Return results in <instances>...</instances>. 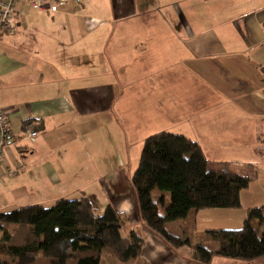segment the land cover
Instances as JSON below:
<instances>
[{
    "label": "crops",
    "instance_id": "0c3cea01",
    "mask_svg": "<svg viewBox=\"0 0 264 264\" xmlns=\"http://www.w3.org/2000/svg\"><path fill=\"white\" fill-rule=\"evenodd\" d=\"M0 109L15 141L0 163V213L42 205L38 194L79 176L54 198L90 192L89 180L143 230L149 263L197 264L141 223L131 175L126 195L117 172L87 168L112 157L95 140L100 132L146 128L196 141L215 170L244 176L255 157L264 160V0H69L55 13L22 4L16 30L0 36ZM26 122L37 131L33 143L22 136ZM247 189L241 206L246 195L245 209L258 207Z\"/></svg>",
    "mask_w": 264,
    "mask_h": 264
},
{
    "label": "trees",
    "instance_id": "16d2710c",
    "mask_svg": "<svg viewBox=\"0 0 264 264\" xmlns=\"http://www.w3.org/2000/svg\"><path fill=\"white\" fill-rule=\"evenodd\" d=\"M251 181L210 168L196 141L166 131L145 138L130 177L141 223L197 264H210L214 257L240 261L264 257L262 206L248 208L239 228L208 229L200 241L192 242L196 214L240 208V193ZM165 192L170 193L167 207ZM173 221H181L180 235L166 228ZM143 243L126 216L110 203L97 214L85 195L57 199L50 207L34 204L0 213V264H101L105 254L122 264H149L141 257Z\"/></svg>",
    "mask_w": 264,
    "mask_h": 264
},
{
    "label": "rangeland",
    "instance_id": "374dc122",
    "mask_svg": "<svg viewBox=\"0 0 264 264\" xmlns=\"http://www.w3.org/2000/svg\"><path fill=\"white\" fill-rule=\"evenodd\" d=\"M5 35L1 34L0 36H5ZM215 96L216 95H214V97ZM167 129H170V128H167ZM145 131L146 132H139L137 135H134V136H124L123 133L121 136L119 135L117 136L112 133L107 134L106 132H103V131L100 132L99 135L95 138V140H97V142H99L100 145H104L106 148H108L109 146L110 148L114 149L113 152H111L112 157H109L110 159H108L106 163L105 161L102 160L104 162V164L102 163L104 165L102 167L87 168V169L88 170L93 169L92 174L94 176H96L98 173H104V172L106 173V175H108V174H112L113 171H115L118 173L119 180H121L122 182L123 180L126 179L125 175L127 176L131 175L133 171L136 169L144 139L152 134L157 133L156 131H159V130H152V128H146ZM127 138L129 139V141L127 140ZM103 141L105 143H103ZM261 145L264 146V144H261ZM125 148L127 151L125 150ZM97 153L101 157L105 156V153H101L99 151ZM106 158L108 157L106 156ZM113 159H115V161H113ZM253 160H254L253 161L254 164L252 166L245 167L244 170H242V173L244 176H247L253 179L255 177L254 175L258 172L259 181L253 182L250 188L247 189L246 193H249L254 198H256L258 201H260L261 204L259 203L258 206H262L264 208V160H261L257 157H255ZM92 174H88L87 178H90L92 180V178L94 177ZM80 179L81 177L77 176L74 180L73 179L68 180V183L67 181L64 182L61 188L51 189V191H47L44 194L43 193L38 194V199H40L39 201H42L44 203L42 204L43 206L50 207L56 201V198H54L55 194H57L58 192L63 193L64 191L68 192L72 190V188H74L75 186H79L81 184ZM86 182L88 183V186L90 187V190H88L90 192H85V194L83 193L76 194V196L78 197L79 195H85L86 197H88V199H90V201L92 202L95 208V212L97 214H101L104 210L105 205L109 202H112V199H108L109 197H107L106 194H101L100 192H96L95 185H93L91 181L87 180ZM118 187L123 188L125 192L126 191L128 192L129 184L123 181L121 184L118 185ZM127 192H126V195L128 194ZM246 193H243V194H246ZM158 195H159L158 193L152 195V198L154 201L157 200ZM76 196H73V197L75 198ZM245 196L246 195H243L242 201L244 203L242 202V206L240 208H234V209L214 208L211 210L210 209H207L205 211L202 210V212L198 215L199 220H197L195 230L192 234V240H193L192 242L195 243L196 241H200L201 235L203 234V232L211 228L219 229V228L229 227L232 229L234 228L237 229V227H240L241 226L240 222L237 225H234V224L238 220L237 219L238 214H241V215L246 214L245 205H247V197ZM67 199H71V198H67ZM164 200H165V207H167L170 203V193L169 192L164 193ZM180 222L181 221L169 222V223H166L165 226L166 228L170 229V232L172 233V235L177 236V235H180V229H179ZM226 224H230L234 226H226ZM132 225L139 234L144 236L143 235L144 232L138 227V224H132ZM252 225L256 227L258 225L257 220H254L252 222ZM263 226L264 225L261 226V229H263ZM162 242L164 241L162 240ZM214 244L215 243H212L213 246ZM145 250H147V248ZM221 259L222 257L221 258L214 257L213 262L211 264H221L220 263L221 261H219ZM226 260L228 261V259ZM252 262H254L253 264H264V260L260 262L255 260ZM101 264H122V263L119 262L113 256L105 254L102 256ZM126 264H133V262H129ZM161 264H172V263L170 262L167 263V261H163Z\"/></svg>",
    "mask_w": 264,
    "mask_h": 264
},
{
    "label": "built area",
    "instance_id": "2783aa9c",
    "mask_svg": "<svg viewBox=\"0 0 264 264\" xmlns=\"http://www.w3.org/2000/svg\"><path fill=\"white\" fill-rule=\"evenodd\" d=\"M69 0H0V35L13 33L19 21V7L26 4L29 8L47 13H55L65 6ZM23 138L33 143L37 139V131L33 123L26 122L23 125ZM13 134L7 114L0 109V163L3 160L4 148L13 145ZM16 168H9L7 174H17Z\"/></svg>",
    "mask_w": 264,
    "mask_h": 264
}]
</instances>
